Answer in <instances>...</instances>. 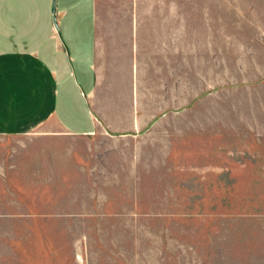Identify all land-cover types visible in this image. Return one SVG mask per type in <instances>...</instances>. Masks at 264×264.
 Returning a JSON list of instances; mask_svg holds the SVG:
<instances>
[{
	"label": "rangeland",
	"instance_id": "374dc122",
	"mask_svg": "<svg viewBox=\"0 0 264 264\" xmlns=\"http://www.w3.org/2000/svg\"><path fill=\"white\" fill-rule=\"evenodd\" d=\"M185 2L188 105L181 78L143 80L152 100L141 107L153 109L156 95L159 116L143 118L152 122L137 136H63L41 149L68 180L55 218L68 227L6 228L0 214V264H264V181L204 180L198 171L247 142L238 133L253 135V110L263 106L264 0ZM233 188L251 196L230 198ZM198 190L220 192L216 206Z\"/></svg>",
	"mask_w": 264,
	"mask_h": 264
},
{
	"label": "crops",
	"instance_id": "0c3cea01",
	"mask_svg": "<svg viewBox=\"0 0 264 264\" xmlns=\"http://www.w3.org/2000/svg\"><path fill=\"white\" fill-rule=\"evenodd\" d=\"M176 5L174 0H0V214L6 228L68 227L55 219L62 213L63 179L68 180L41 154L46 145L63 136H137L151 125L143 118L159 116L156 95L153 109L141 107V101L152 100L142 87L150 80L166 84L167 77H177L179 84L181 78V107L188 105L189 13L184 0ZM262 85L263 106L253 110L252 137L249 131L238 133L236 139L247 142L231 147L222 161L203 163L201 179L264 181ZM207 116L215 117L216 110ZM228 192L230 198L251 196L245 189ZM197 193L210 197L206 204L212 206L221 196L216 190Z\"/></svg>",
	"mask_w": 264,
	"mask_h": 264
}]
</instances>
